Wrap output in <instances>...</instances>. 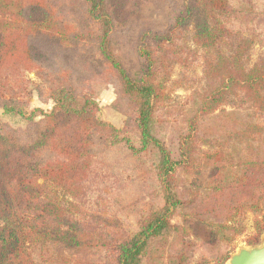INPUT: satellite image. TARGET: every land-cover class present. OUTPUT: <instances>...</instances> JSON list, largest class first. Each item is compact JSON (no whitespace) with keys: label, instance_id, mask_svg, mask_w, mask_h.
Wrapping results in <instances>:
<instances>
[{"label":"trees","instance_id":"obj_1","mask_svg":"<svg viewBox=\"0 0 264 264\" xmlns=\"http://www.w3.org/2000/svg\"><path fill=\"white\" fill-rule=\"evenodd\" d=\"M162 5L165 20H150L146 11ZM258 17L264 0H0V107L26 119L24 127L0 119V264H226L229 253L193 261L192 237L202 229L206 242L232 246L247 211L258 215L247 240L256 246L264 234V54L249 62ZM132 20L142 25L127 39ZM186 28L204 53L206 86L191 96L175 154L158 133V109L186 86L173 70L199 58L174 44ZM100 83L114 86L123 128L99 117ZM31 87L54 102L50 111L30 109ZM218 109L213 124L203 122ZM200 138L207 149L195 155ZM118 148L134 165L125 184L154 172L163 191L161 204L144 202L131 234L120 232L103 196L115 183L108 157ZM180 174L204 197L239 199L189 212L192 201L172 184Z\"/></svg>","mask_w":264,"mask_h":264},{"label":"rangeland","instance_id":"obj_2","mask_svg":"<svg viewBox=\"0 0 264 264\" xmlns=\"http://www.w3.org/2000/svg\"><path fill=\"white\" fill-rule=\"evenodd\" d=\"M165 5L162 6H154L146 11L148 17L152 21L162 22L165 20ZM256 23L259 24L258 31L259 36H257L256 43L251 52V59L249 65L254 64L260 56L264 54V17H258ZM142 24L138 21L132 20L130 23V28L128 30V35L126 38L129 39L132 37L136 31V29ZM193 33L194 30L192 28L182 29L178 33V37L175 40V45L183 47L185 50H190L196 52L199 56L193 63L190 69H182L180 67H176L173 70V79L174 80H183L186 83V86L183 88H177L172 92L171 101L168 102L166 106L159 107L158 116L161 119V122L158 124L157 130L158 133L164 138L167 146L177 154L176 147L179 142V135L184 130L186 126V122L184 121L185 112L190 109L192 101V94L195 90H202L206 86L205 79L203 77V60L200 56L204 55L199 50H197V46L193 41ZM28 77L30 79L35 80L39 83V80L36 78V74L34 72L28 73ZM32 89L34 87H31ZM98 96L97 101L99 103L100 111L99 117L107 122L112 123L118 128H123L126 121L127 116L123 113L116 110L112 105L116 99V90L112 84H104L100 83L97 85ZM54 105L52 100H44L39 96L38 91L34 88L32 97L30 99V109L41 108L44 111H50ZM233 103L225 106L226 110L233 111L234 107ZM222 109V108H221ZM221 109H218L212 115L205 117L204 123L213 124L215 121V116L218 114ZM0 119L8 122L14 127H24L26 125V119L23 116L15 115V114H6L3 109L0 107ZM260 121L264 122V116H260ZM199 136H202V133H199ZM203 143V139H198L196 141V152L197 154H202L203 150L207 149L206 145H200ZM113 151V152H112ZM109 153L108 159L114 163H116L115 171L109 170L110 176H113L116 180L120 181L115 184L113 183L112 192L107 195H103L107 198L106 204L110 210H113L115 216L119 220L120 232L125 233H133L138 229V222L140 216L144 208V202L149 203V201L154 202V205L161 204L162 200L159 201V197H163L162 185L158 182L155 173L152 172L153 176L145 181H136L125 184V176L126 174H133V161L126 159V152L122 148L114 149ZM206 153L203 154L202 157L198 158L195 162L194 167L191 169L192 171L197 170L200 166L202 158ZM130 176V175H129ZM191 178L188 174H180L179 178H176L172 183L175 187V190L178 192V197L181 201H192L189 204L188 210L189 212H203L205 208L214 209L218 202L225 200L227 205H231L235 203L237 199H231L230 197H226L225 199H215V195H208L204 197L202 195L203 189L199 187L197 189L196 184H192L188 181ZM114 185L116 190H114ZM121 187H127L128 192L125 193ZM143 199L142 203H139L138 200ZM206 202V204H205ZM148 207V206H147ZM220 218H224L226 216L225 208H219L217 210ZM183 213L179 209L177 213L173 216L174 221L181 223V217ZM203 216L213 218L212 214L204 213ZM258 215L254 214L251 211H247L240 215L242 219V223L245 225V232L240 235L232 246L223 245L221 246L217 242H206L208 239L205 236V232L200 229L199 235L201 236L199 239L194 237L195 245L192 248L194 259L193 261L200 260L202 258H220L226 253H229L231 257L232 254L236 253L239 249L243 247H252L249 245L247 240L248 236L254 232V221ZM264 239V234H262L260 242L257 245H260L262 240ZM233 247V248H232Z\"/></svg>","mask_w":264,"mask_h":264},{"label":"water","instance_id":"obj_3","mask_svg":"<svg viewBox=\"0 0 264 264\" xmlns=\"http://www.w3.org/2000/svg\"><path fill=\"white\" fill-rule=\"evenodd\" d=\"M226 264H264V239L260 245L239 249Z\"/></svg>","mask_w":264,"mask_h":264}]
</instances>
